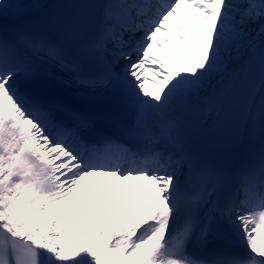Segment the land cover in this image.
Wrapping results in <instances>:
<instances>
[{
	"label": "snow or ice",
	"instance_id": "1",
	"mask_svg": "<svg viewBox=\"0 0 264 264\" xmlns=\"http://www.w3.org/2000/svg\"><path fill=\"white\" fill-rule=\"evenodd\" d=\"M29 7L0 0V264H264V135L227 167L186 133L264 134V0H78L40 30ZM97 178L132 214L113 230Z\"/></svg>",
	"mask_w": 264,
	"mask_h": 264
},
{
	"label": "bare ground",
	"instance_id": "2",
	"mask_svg": "<svg viewBox=\"0 0 264 264\" xmlns=\"http://www.w3.org/2000/svg\"><path fill=\"white\" fill-rule=\"evenodd\" d=\"M48 1L49 0H21L22 3L30 5V7L26 15H24L20 19L41 13ZM257 43H259V41H257ZM157 54L160 55L161 58H163V54L160 53L158 50H157ZM233 69H235L236 71L242 70L239 64L233 65ZM227 79H228L227 77H224L223 80L220 77L214 78L211 81V83L207 86L205 95L209 93H213L219 88L223 87L224 84L227 82ZM149 87H151V85H149ZM209 124H210V119L205 121L202 125H198V126L192 125L195 126V129L193 131H189L190 127L192 126L188 127L186 129V133L189 138V141L191 142L197 134L198 136L201 135ZM260 139H261V132L259 131V129L253 130L252 128H250L247 136L245 135L243 136V143L245 146L252 147L255 149V151H257L258 149H256V146H260ZM101 179L102 178H97L96 184L91 189V201L88 206L92 204V207L90 208L94 209V211L89 212L88 217L90 221H98L100 224L106 226L109 230H113L114 228L119 227L125 221V219L129 218L132 214L131 213L121 214V212L116 210L115 207L116 200L109 201L108 199V196L110 195L109 192H105L104 194L105 202L97 207V203H96L97 197L102 191H104L101 185ZM117 183L118 182L115 181L114 178H109V188L113 187ZM79 195H80L81 203H83L85 199V188L83 182L81 184ZM116 199L118 200L119 197L117 196ZM106 206H107V211H104ZM261 238H264V236H262ZM118 264H123V257H121V261H119Z\"/></svg>",
	"mask_w": 264,
	"mask_h": 264
},
{
	"label": "rangeland",
	"instance_id": "3",
	"mask_svg": "<svg viewBox=\"0 0 264 264\" xmlns=\"http://www.w3.org/2000/svg\"><path fill=\"white\" fill-rule=\"evenodd\" d=\"M92 205H90L89 207H91Z\"/></svg>",
	"mask_w": 264,
	"mask_h": 264
}]
</instances>
